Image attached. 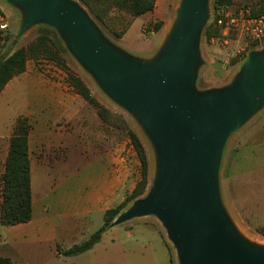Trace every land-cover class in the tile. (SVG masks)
I'll return each instance as SVG.
<instances>
[{
    "label": "water",
    "instance_id": "95a60500",
    "mask_svg": "<svg viewBox=\"0 0 264 264\" xmlns=\"http://www.w3.org/2000/svg\"><path fill=\"white\" fill-rule=\"evenodd\" d=\"M0 1L20 15L13 44L39 25L53 29L99 90L133 119L152 150L147 193L110 227L155 218L175 264H264V244L238 230L220 190L228 140L264 109V47L248 52L228 84L199 89L209 0H179L168 31L148 57L111 42L74 0Z\"/></svg>",
    "mask_w": 264,
    "mask_h": 264
},
{
    "label": "crops",
    "instance_id": "0c3cea01",
    "mask_svg": "<svg viewBox=\"0 0 264 264\" xmlns=\"http://www.w3.org/2000/svg\"><path fill=\"white\" fill-rule=\"evenodd\" d=\"M167 2L175 3V12L179 0ZM171 22L156 34H165ZM151 52L145 51L142 57ZM43 62L27 61L25 71L11 79L0 94V164L7 156L16 120L28 118L32 198L29 222L0 225L4 228L0 256L14 264H30L29 260L35 264L175 262L156 219H134L110 227L82 254L63 257L57 252V248L68 250L85 242L103 225L104 213L134 190L140 163L128 139L120 142L97 115L90 119L84 114L85 103H74L66 74Z\"/></svg>",
    "mask_w": 264,
    "mask_h": 264
},
{
    "label": "rangeland",
    "instance_id": "374dc122",
    "mask_svg": "<svg viewBox=\"0 0 264 264\" xmlns=\"http://www.w3.org/2000/svg\"><path fill=\"white\" fill-rule=\"evenodd\" d=\"M74 1L78 2L87 11L91 19L97 24L105 36L111 40V42L114 44H120L121 46L118 45L119 47L138 57H142L145 51L149 52L151 50L152 52L150 55H152L164 38L165 34L163 31H160L156 34L157 31L154 30V24L160 22L161 28H167L172 19L175 17V12L173 11L175 8V3H168L167 0H156V8L154 9V12L146 13L139 18H132L125 11L119 12L116 11L117 9L111 11L108 15L104 16V21L108 23V27H110L106 28L104 24L100 23L97 18H95L93 14L89 12L85 5H83L79 0ZM101 1H107L108 4L113 5V0ZM255 1L256 0H223L222 7L225 8L224 11L227 13H233L242 7H252ZM0 5L3 7V11L7 15V22L9 25L7 33L11 36L9 42L6 43V45L0 44V57L7 55L15 49L29 45L37 38L43 29H50L55 34L59 44L65 51L63 56L65 57L66 65L69 67L70 71L83 81V83L88 87L91 96L105 110L108 111L107 118L109 124L103 123V127H105L107 132L111 135L113 134L114 137L120 142H123L127 140L123 128H128L135 132L140 138L148 158V182L150 184V181L154 175V160L152 150L133 119L125 111L112 103L99 90L91 77L85 73L76 63V61L69 55L57 33L53 29L39 25L27 32L16 44H13V40L20 23V15L15 10H12L14 13L6 10L4 8V4L1 1ZM209 8L210 18L206 24V27L213 21V0H209ZM125 23L130 24L128 30L122 39L118 40L115 38L112 32L114 31L122 34L123 30L126 28ZM161 28L159 30H161ZM200 49L202 58L204 60V65L199 72L197 87L199 89H206L213 87L211 86L212 84L215 85L214 87H217L231 82L235 74L239 71L242 63L246 59L248 52L252 50V47L246 48L244 43L239 41L234 33H228L224 35V33L220 31L219 35L207 40L203 31ZM43 61L50 62L60 71H63L66 74L65 81L68 84L67 72L57 66L54 62L44 59L33 62L38 64L41 63L42 65V63H45ZM41 69H43L42 66ZM73 93L75 95L74 103H85L87 106V111H85L84 114L88 118L91 117L90 119H93L92 117L96 115L95 109L85 102L79 95H77L74 90ZM263 122L264 109L257 113L247 124H245L241 129L231 136L223 153L220 171V190L226 210L228 211L238 230L249 240L259 244H264ZM260 126L261 128L259 129ZM118 128L122 129L119 130ZM2 171L3 165L0 164V175ZM138 175L140 178V172ZM149 184L144 195L147 193ZM143 219L155 218L146 217ZM3 229L4 228L0 226L1 237L3 235ZM170 247L174 253L171 245ZM29 262L30 264H35L33 260H29Z\"/></svg>",
    "mask_w": 264,
    "mask_h": 264
},
{
    "label": "trees",
    "instance_id": "16d2710c",
    "mask_svg": "<svg viewBox=\"0 0 264 264\" xmlns=\"http://www.w3.org/2000/svg\"><path fill=\"white\" fill-rule=\"evenodd\" d=\"M97 20L104 24V16L111 11H125L132 18H137L146 13L152 12L155 7V0H113V5L101 0H79ZM223 0H213V21L204 29V36L207 40L219 35L221 29L217 26V20L223 19L226 13L222 7ZM252 16L264 14V0H256L250 7ZM123 24V21H122ZM123 33L112 32L115 38L120 39L128 30L129 23H125ZM161 23L154 24V30L158 31ZM112 30V28H111ZM11 36L8 34L4 45L9 42ZM252 49L255 45L251 46ZM65 51L59 44L55 34L50 29H43L37 38L25 47H20L0 57V94L5 85L14 77L25 71L26 63L29 60L38 61L44 59L54 62L57 66L67 72L68 84L73 88L85 102L92 106L97 117L102 123L109 124L108 111L105 110L92 96L88 87L83 81L72 73L66 65ZM31 125L28 118L21 117L15 122L13 135L9 140L8 153L3 163V172L0 176L1 203H0V225L14 226L24 224L31 220V177L30 161L28 151V134ZM119 129V128H118ZM122 129V128H120ZM119 129V130H120ZM126 138L130 141L136 152L140 163V179L132 193L120 205L109 209L104 213L103 225L92 234L85 242L75 245L68 250L57 248L59 255L71 257L90 250L102 237V234L109 229L113 220L134 200L144 195L149 184L148 182V158L146 150L138 137L131 129L123 128ZM170 262H174L173 260ZM0 264H14L9 258L0 256Z\"/></svg>",
    "mask_w": 264,
    "mask_h": 264
},
{
    "label": "built area",
    "instance_id": "2783aa9c",
    "mask_svg": "<svg viewBox=\"0 0 264 264\" xmlns=\"http://www.w3.org/2000/svg\"><path fill=\"white\" fill-rule=\"evenodd\" d=\"M217 26L224 35L234 33L246 48L255 45L253 49L264 47V14L252 16L250 8L242 7L233 13H225L223 19L217 20ZM9 25L7 15L0 5V44L8 35ZM168 264H175L170 262Z\"/></svg>",
    "mask_w": 264,
    "mask_h": 264
}]
</instances>
